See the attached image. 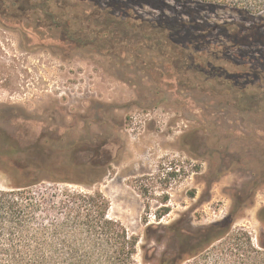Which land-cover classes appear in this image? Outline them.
Here are the masks:
<instances>
[{
    "label": "trees",
    "instance_id": "obj_1",
    "mask_svg": "<svg viewBox=\"0 0 264 264\" xmlns=\"http://www.w3.org/2000/svg\"><path fill=\"white\" fill-rule=\"evenodd\" d=\"M0 15L26 44L63 60L100 59L134 89L140 108L198 110V124L179 141L209 162V185L238 169L250 173L223 218L149 224L138 260L140 238L109 216L100 190L37 188L101 180L111 160L100 141L56 139L45 116L0 108V168L13 180L0 187V264H264V205L257 234L237 226L264 187V0H0ZM27 120L39 125L34 140L14 128ZM82 149L92 156L80 159Z\"/></svg>",
    "mask_w": 264,
    "mask_h": 264
},
{
    "label": "rangeland",
    "instance_id": "obj_2",
    "mask_svg": "<svg viewBox=\"0 0 264 264\" xmlns=\"http://www.w3.org/2000/svg\"><path fill=\"white\" fill-rule=\"evenodd\" d=\"M12 26L0 15V108L16 106L33 117L45 116L47 132H53L56 139L97 138L103 157L111 160L106 175L97 182L90 175L86 185L45 180L37 188L100 190L110 201L109 216L140 238L138 260L149 224H168L183 217L199 226L227 214L250 173L238 169L208 184L209 162L189 155L179 141L183 132L198 124V110L178 114L165 106L140 108L134 104V89L112 76L100 59L75 54L63 60L36 45L37 41L24 43ZM14 128L26 141L40 134L32 120L17 122ZM77 154L89 159L93 153L82 149ZM10 172L0 168V187L12 185ZM263 205L264 187L258 189L253 207L237 226L257 234L256 212ZM148 246L158 247L154 242Z\"/></svg>",
    "mask_w": 264,
    "mask_h": 264
}]
</instances>
